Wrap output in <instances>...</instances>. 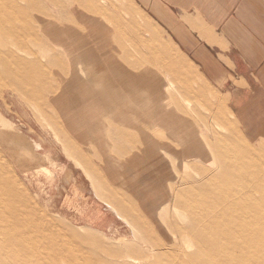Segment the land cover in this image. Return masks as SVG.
<instances>
[{
  "label": "crops",
  "instance_id": "crops-1",
  "mask_svg": "<svg viewBox=\"0 0 264 264\" xmlns=\"http://www.w3.org/2000/svg\"><path fill=\"white\" fill-rule=\"evenodd\" d=\"M50 4L43 35L61 57L49 103L92 190L72 184L64 211L92 227L158 229L182 168L214 160L203 108L218 98L254 120L252 135L264 122V0Z\"/></svg>",
  "mask_w": 264,
  "mask_h": 264
},
{
  "label": "rangeland",
  "instance_id": "rangeland-1",
  "mask_svg": "<svg viewBox=\"0 0 264 264\" xmlns=\"http://www.w3.org/2000/svg\"><path fill=\"white\" fill-rule=\"evenodd\" d=\"M50 3L0 0V264H264V194L250 180L242 184L255 196L247 207L235 202L236 193L221 199L209 184L221 172L213 159L182 168L158 229L148 219L152 226L114 217L112 228L92 227L64 211L72 184L91 188L49 103L61 57L43 35L50 31L42 9L57 8ZM202 113L213 156L264 173V122L252 135L254 120H235L218 98Z\"/></svg>",
  "mask_w": 264,
  "mask_h": 264
},
{
  "label": "bare ground",
  "instance_id": "bare-ground-1",
  "mask_svg": "<svg viewBox=\"0 0 264 264\" xmlns=\"http://www.w3.org/2000/svg\"><path fill=\"white\" fill-rule=\"evenodd\" d=\"M47 23H51V22H46L45 23L46 30L47 31H51V28H53V26H47L46 25ZM88 26H90V25H88ZM94 37H96V36H94ZM72 54H74V53H72ZM177 130H178V128H177ZM175 132H178V131H175ZM247 150H249L248 152H249V155L250 156H254V155L255 156H261V157L263 156V154H261L258 149H254V150H252V152H251V149H247ZM211 155L213 156V154H211ZM261 157H259V159H261ZM213 158H214V162L217 161L218 162V165H220L221 172L218 173L220 175H216L215 174L213 178L209 179V182H210L209 184H210L211 188L213 187L214 190H216L217 192H219L221 199L227 200L230 197V193H236L237 200L235 202H237V203L238 202H241V205L243 207H247L248 201L250 199L251 200L255 199V196H254V193L252 194V192H246V193H244L245 191H243L244 190V187H242V184L245 186V182L246 181H250V180H252V181L254 180V182L256 183V185H258L260 191H262L263 194H264V186L260 185V180L261 179H264V173L263 174H259V171H253L252 173H245V171L242 169V167H239L238 165L236 166V164H228V163H226L224 156H221L220 157V156H217V155L214 154ZM207 165H209V164H207ZM202 171L204 172L205 170H202ZM203 174H206V176L204 177V179H205L207 177V172H204ZM238 191H240V194H237ZM231 196H235V195H231ZM256 204L259 205V202H256ZM231 207H232V205L229 203V208H231ZM234 209H236V206H234ZM261 209H263L262 206L260 207V210ZM254 210L255 211L257 210L256 207H254L253 212H254ZM254 215H255V213H254ZM225 221H226V223H228L229 222V217ZM253 223L255 224V226H258L260 224L258 217L255 216V218L253 220ZM241 225L243 227L247 226V224H246L245 221H242L241 222Z\"/></svg>",
  "mask_w": 264,
  "mask_h": 264
}]
</instances>
